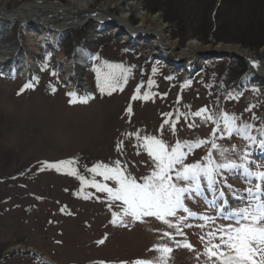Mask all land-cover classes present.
Listing matches in <instances>:
<instances>
[{
    "label": "rangeland",
    "instance_id": "obj_1",
    "mask_svg": "<svg viewBox=\"0 0 264 264\" xmlns=\"http://www.w3.org/2000/svg\"><path fill=\"white\" fill-rule=\"evenodd\" d=\"M3 1L11 11L27 2L57 0ZM146 1L132 0L140 9L145 5L141 11L150 19L162 18L179 50L196 42L202 49L196 60L178 59L173 65L165 48L153 58L157 49L151 41L142 45L127 41L123 31L115 30L114 21L90 20L70 30L87 31L71 37L63 62L58 63L57 57L70 38L68 31L57 38L59 44L48 46L36 58L29 53L37 66L26 79L17 62L26 53L24 46L10 71L1 59L5 48L26 41V25L6 24L0 30V264H134L138 260L164 264L154 249H173V243L179 245L175 252L185 244L191 249L184 247L176 257L167 256L169 264H205L208 258L201 249L220 243L208 233L233 224L216 213L219 191H228L229 199L225 198L234 202L231 209L246 206L245 190L255 188L256 181L238 171L223 172L225 179L212 193L205 186L199 195L185 198L192 213L215 217L214 223L181 219L183 212L165 221L154 216L134 219L123 215L122 201L93 186L118 187L91 171L98 165L118 166L126 177L143 183L155 168L144 147L145 136L161 139L169 147L177 141H206L188 154L186 164L202 161L212 152L217 162H244L252 172L264 171V87L256 78L258 71L235 52L213 56L205 52L212 43L241 46L253 37L264 42V0H148L147 5ZM122 12L134 27L140 26L138 12L127 5L123 11L111 10V17ZM192 37L208 40L201 43ZM79 47L84 49L86 66L77 81ZM255 52L256 61L264 63V47ZM64 63L69 65L68 73L62 70ZM109 65H120L124 71L117 73L122 78L116 90L101 93L98 85L111 71ZM241 66L246 67L243 73L237 69ZM83 75L88 83L81 82ZM85 97L86 103L71 102ZM204 108L234 115L238 125H250L255 142L233 134L215 140L226 150L223 156L213 151L215 125L192 115ZM61 161L72 163L59 171L48 167ZM225 183L232 186L230 190L223 187ZM212 199L216 208L209 206ZM218 220L223 223L216 224Z\"/></svg>",
    "mask_w": 264,
    "mask_h": 264
},
{
    "label": "snow or ice",
    "instance_id": "obj_2",
    "mask_svg": "<svg viewBox=\"0 0 264 264\" xmlns=\"http://www.w3.org/2000/svg\"><path fill=\"white\" fill-rule=\"evenodd\" d=\"M108 67L111 71L104 76L98 85L101 93L105 90L109 93L116 90L122 78L117 73L124 71L120 65H109ZM153 71L155 72V69ZM25 87H31V85H25ZM70 95L75 96L74 93ZM144 99H148V96L145 95ZM71 102L86 103L87 97L81 98L79 101L73 99ZM192 115L193 118H201L215 125L212 133L214 139L210 143L213 151H219L221 156L226 150L220 148L215 142L216 139L230 138L233 134H237L242 139L251 142L256 140L250 134L251 126L238 125L234 115L211 113L207 108L198 110ZM217 133L220 135L217 136ZM143 139L144 147L155 164L152 174L146 177L143 183L126 177L118 166L113 168L98 165L93 167L91 171L101 175L105 181H114L118 187L113 189L100 184L93 186L100 191H106L114 200L122 201L123 205L126 206L123 215L134 219L154 216L165 221L167 217H176L178 212H183L185 217H181V219L191 218L214 223L215 217L192 213L184 203L185 198L193 194L199 195L205 186L208 192L212 193L217 185L225 179L222 175L223 172H241L246 177L256 181L255 188L245 190L247 204L240 209H231L228 200L225 198V193L223 190L219 191L218 196L221 204L218 211L221 214L227 212L228 214L223 215L222 218L232 220L233 224L221 225L208 233L209 238L218 239L220 243L207 247L205 255L209 259L216 258L213 264H216V261L219 264H264V187H262L264 171L252 172L247 163L244 162H217L212 152H209L207 158L202 161L186 164L185 160L188 154L196 146L206 141L184 144L177 141L174 146L169 147L163 140L156 137L145 136ZM261 147L264 148V141H261ZM247 156L248 153L245 152L242 159L246 160ZM71 163V161H61L57 164H50L48 167L56 168L59 171L61 167ZM101 167L104 170L98 172ZM223 187L231 189L232 186L225 183ZM236 199L243 200L245 198L236 197ZM209 206L216 208V199L210 200ZM165 235L171 236L170 233H165ZM183 246L191 249L190 244ZM154 250L161 253L160 260L166 264L167 256L172 249L164 246ZM134 264H153V262L138 260Z\"/></svg>",
    "mask_w": 264,
    "mask_h": 264
},
{
    "label": "bare ground",
    "instance_id": "obj_3",
    "mask_svg": "<svg viewBox=\"0 0 264 264\" xmlns=\"http://www.w3.org/2000/svg\"><path fill=\"white\" fill-rule=\"evenodd\" d=\"M134 2H132V0H106L105 2H101V0H57L56 2H53V3H50V2L49 3L47 2L46 3L45 2L44 3L42 2L29 3L27 2L23 4L17 10L10 11L7 8V2L0 0V30H2L6 24L12 25V23H17V22H20V24H25L27 28L26 41H20L22 43L15 44L11 47L5 48L4 52L2 53V57H1L2 63L3 65H5V69L7 68V70L10 71V66L13 65L15 62L14 58L17 57V55L21 54L20 47L24 46L26 48L25 50L26 53H24L26 56H24V54L23 56L21 55L20 59L17 62H18L19 74L22 75L23 78L28 79L30 78L31 73L34 71V69L37 66L35 61L32 60V57L30 56L29 53H31V55H35L33 58H36V56H38L40 53L46 50L48 46L52 45L54 47L57 44H59V42L57 41V38L63 36L64 34L66 35L65 31H68L70 38L66 40V42L63 45V49L61 53H59L57 57L58 63L63 62V60H65L64 48L66 50V47L68 46V43L71 37H75L77 33L78 35L79 34L84 35L85 32L87 31L86 28H83L82 30L81 29L77 30L78 32L70 31V30L72 28L79 29L83 27L84 25H86L85 23L89 22L90 20H93V21H108V20L111 21L112 20L114 21V24L116 25L115 30L119 29L120 32L123 31L125 35L124 38L127 41L133 40V42H135L136 44L137 43L143 44L145 40L151 41L153 48L157 49L154 55H152L153 58L155 57L157 58V56H159L158 54L159 50L162 48H165L167 49L166 56H168L169 59L173 62V65H175L177 61L181 59H183L185 62L189 61L191 58L192 60H196L197 55L200 53V51L202 52L201 47H199L196 42L191 41V43L189 44V46L187 47L185 51L179 50L175 41L170 40L168 28L166 25L162 24V18L157 16V17L150 19V17H148L147 15H145V13H143V11H141V9H143L144 4L141 6V9H140V7ZM147 2L148 0L145 2L146 5H147ZM126 5L127 7H131L135 12H138L139 17L142 20L139 27H134L130 23L126 12H122L119 17H114V18L111 17V10L119 9L123 11ZM147 20H150L149 21L150 25L148 26L146 25ZM12 32L13 31L10 30V33ZM175 38L178 39L179 37H174V39ZM192 38L199 42L201 41L205 42L208 40V38L200 39V40L197 39V37H192ZM187 39H190V37ZM259 39L260 37H253L252 38L253 41L250 40L248 41V43L243 42L241 46L229 44L228 47H225L223 45H212L213 44L212 43L206 47L205 52L211 53L213 56V55H216V53H221V52H224L225 50H228L230 52H233V53L235 52L236 54L244 56L246 58V61L249 60L251 62L252 66L255 65V68L258 71L256 78L257 80L259 79L258 81L261 82V84L264 87V63H261V62L258 63L256 61L257 58L255 57L257 55L255 50L260 48V46L264 47V42L263 41L261 42ZM215 41L213 42L216 43L217 41L216 42ZM79 51L80 53H77V61L79 62L78 63L79 66L77 65V68H76L77 77L75 78V80L77 81H79L82 75V69L86 66V60H85L86 57L84 55V49L80 48ZM64 64L65 65L62 66V70L65 73L66 72L68 73L69 65H66V63ZM146 64H149V63H146ZM237 69H238V72L243 73V71L246 70V67L241 66V68L238 67ZM88 81H89L88 77L83 75V78H81V82L88 83ZM223 190H224L223 192L226 195V198L229 199L227 197L228 191L226 189H223ZM228 202L231 205L234 204V202L231 200H228ZM220 204H221V201H220ZM216 213L220 217H222L223 215H226V213L221 214L218 210L216 211ZM220 223H223V221L218 220L216 222V224H220ZM178 246L179 245H175L174 243L172 244L173 249L171 253L168 254L169 258L171 257V254H174L173 256L176 257V255L179 254L180 251L184 248V247L177 248L175 252L174 248ZM207 247H210V246L207 245L205 249H201V250L206 251ZM21 248L22 247H17L16 250L21 249ZM27 250H30L31 251L30 253H35L34 250H31V249H27ZM213 250L215 251V249ZM42 258L44 259L46 257H42ZM214 258L212 259L208 258V261L206 260L204 261V263L213 264V261L216 259ZM169 263L170 262L168 261L166 262V264H169ZM218 263L219 262L216 261V264Z\"/></svg>",
    "mask_w": 264,
    "mask_h": 264
}]
</instances>
